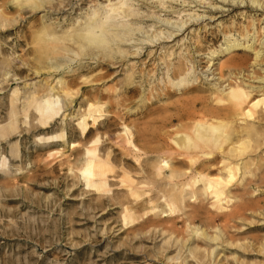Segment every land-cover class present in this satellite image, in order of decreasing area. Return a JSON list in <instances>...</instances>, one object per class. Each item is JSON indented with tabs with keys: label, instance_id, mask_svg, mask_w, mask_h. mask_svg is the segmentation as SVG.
Returning <instances> with one entry per match:
<instances>
[{
	"label": "rangeland",
	"instance_id": "374dc122",
	"mask_svg": "<svg viewBox=\"0 0 264 264\" xmlns=\"http://www.w3.org/2000/svg\"><path fill=\"white\" fill-rule=\"evenodd\" d=\"M198 1L172 0L174 4H170L169 0L165 6H173L172 10L152 0L134 2L138 4L139 14L132 17V24L141 28L130 33L132 40L153 35L163 28L158 20L177 22L181 15L187 20L189 12L201 15L199 21L189 24L184 32L198 29L191 32L196 45L185 43V58L194 63V67L202 68L201 71L195 70L198 77L196 89L181 92L180 88L176 90L170 86V90H161L162 94L153 88L140 98L137 88L136 94L131 91L128 76L121 68L122 60L105 56L103 50L88 44L72 31L77 14L49 12L42 16L44 11L40 6L25 10L18 0H0V121L6 120L8 95L13 89L21 91L29 82L37 87L44 81L53 84L54 77L62 78L65 89L74 97V114H85L91 104L100 107L97 116L93 113L95 121L92 117L80 124L79 120H67L64 139L53 138L60 130L59 120L44 129L31 122L24 126L21 121L18 134L10 136V141L18 140L19 143L20 152L16 159L11 156L7 141L0 138V264H196L200 252H194L192 257L186 255L184 258L183 254L179 259H173L175 246L162 244L163 237L152 227L144 225L136 233L131 228L120 232V198L116 187L106 185L103 188L112 192L100 195L98 192L103 188L86 186L91 179L82 174L86 167V158L82 154L93 139L99 138L102 144L98 149L102 155L110 147L106 141L115 138L123 125L129 127L141 148L149 152L155 147L149 138H166L163 137L166 132L180 125L175 114L179 107L185 106L187 98L197 96L201 103H211L204 76L210 78L213 69L224 74L247 69L264 71V48H260L264 42V7L255 10V5L250 7L248 1L247 6L243 3L241 7L221 4V0ZM259 1L264 4V0ZM83 7L86 8V3ZM182 10L184 12L179 14L178 11ZM83 11L85 13L88 9ZM50 34L56 40L47 39ZM233 39L238 43L250 40L246 47L229 48ZM252 43L262 54L257 62L253 60L256 50L248 49ZM65 47L75 50L76 54L69 56V64L52 71L50 60ZM181 47L183 51L184 46ZM120 48L129 52L134 49L125 41ZM150 49L144 48L145 53ZM212 51L215 55L210 54ZM94 55L97 60L92 62L90 58ZM142 58L141 53L135 60L140 63ZM151 61L139 65V70L149 74L147 79L150 76L160 79L164 70L156 65L157 60L155 64ZM210 62L213 64L209 71H204ZM125 89L131 92H125ZM124 97L127 100L121 102ZM200 107L198 103L195 108ZM104 113L110 116L106 117ZM161 121L165 122V127L160 126ZM84 124L86 129H83ZM59 148H63L60 153L57 152ZM113 151L116 166L121 156ZM262 154L264 145L245 158L247 162L253 160L256 163L248 166L250 176L245 182L251 185L246 187L244 195L247 208L226 224L225 237L217 242L213 264H264ZM68 156L69 164L66 161ZM213 167L209 175H215L216 165ZM69 168H72V174L68 172ZM237 184L233 183L231 193H241V184ZM199 221L195 219L196 223ZM177 229L181 236H189L183 226L178 225ZM189 245L208 249L212 246L202 237L191 239Z\"/></svg>",
	"mask_w": 264,
	"mask_h": 264
},
{
	"label": "bare ground",
	"instance_id": "6f19581e",
	"mask_svg": "<svg viewBox=\"0 0 264 264\" xmlns=\"http://www.w3.org/2000/svg\"><path fill=\"white\" fill-rule=\"evenodd\" d=\"M18 1L25 10L42 7L44 11L42 16L49 12L77 14L72 31L88 41V44L103 50L105 56L113 60H122L121 68L128 76L133 88L131 91L136 94L137 88L140 98L147 90L153 88L160 93L161 90L171 87L176 90L180 88L181 92H184V89L189 91L196 89L198 77L195 70L201 71L202 68L198 69L197 65L194 67V63L185 58V43L196 45L197 41L191 32L198 29L189 30L186 34L184 32L189 24L198 22L201 15L189 12L187 20H183L182 15L177 22H171L169 19L158 20L163 28L156 30L153 35L132 40L129 37L130 33L141 28L140 26L135 28L132 24L136 18L134 16L139 14V7H136L138 4L134 2L141 0ZM152 1L165 9H173L171 5L165 6L169 0ZM194 1L197 3V0ZM247 1L251 3L250 7L255 5V10L264 7L259 0H227V2L221 0L220 3L241 7L243 3L247 6ZM85 3L86 8L83 7ZM169 3L172 4V0ZM198 3L203 2L199 0ZM85 9L88 11L84 13ZM181 12L184 11H178L179 14ZM165 28L171 30L164 31ZM177 37L179 38L176 40ZM47 39L54 41L56 37L50 34ZM69 40L73 39L69 38ZM249 40L238 43V40L233 39L228 47H246ZM124 41L134 47L131 52L120 48ZM255 42H253L254 46ZM253 43L248 49L256 50L253 60L257 62L262 54ZM262 44L264 42L261 43L260 48H264ZM181 46H184L183 51ZM144 48L151 49L145 53ZM141 53L144 58L139 63V60L135 59L141 56ZM156 53L158 56L154 58L153 55ZM214 53L215 51H212L210 54L215 55ZM75 54V50L66 47L58 50L57 55L54 54V59L50 60V69L60 70V66L70 63L69 56ZM96 60L95 55L90 58L92 62ZM150 60L153 61L152 64L157 60L156 65L162 66L164 72L161 78L159 76L160 79L152 76L147 79L149 74L139 70V65H144ZM56 61L59 63H55ZM212 64L210 62L204 71H209ZM258 71L261 74L253 69L224 74L213 69L210 78L208 75L204 76L208 82V99L211 103L207 101L201 103L202 100L197 96L187 98L185 101L187 107H179L175 114L180 125L177 129L166 132L163 135L166 138H149L155 145V147L152 145L154 148L149 152L141 148L138 139L126 125L117 131L115 138L106 141L110 147L102 155L98 149L99 144H102L99 138L93 139L84 148L82 157L86 158V167L82 169V174L91 179L86 186L95 189L106 185L116 187L120 198L118 201L122 224L120 232L131 228V231L136 233L146 225L163 237L162 244L170 243L175 246L176 255L173 259L177 260L183 254L184 258L186 255L192 257L194 252L198 251L200 254L196 256V264L214 263L217 254L216 245L220 238L225 237L226 224L247 208L244 195L247 193L246 187L251 184L245 181L250 176L248 166L256 163L253 160L247 162L245 158L264 145V71L261 69ZM64 86L62 78L54 77L53 84L44 81L37 87L35 83L29 82L21 91L15 88L10 92L6 120L0 121V138L9 144L13 158L16 159L20 150L18 140L10 141V136L18 134L21 121L24 126L31 122L44 129L59 120L60 130L53 138L64 139L67 120H79L78 124L85 123L89 117L96 120L93 113L96 116L100 113L99 105L91 104L92 107L89 106V111L85 114H74L72 111L74 97ZM131 91L125 89V92ZM122 100L126 101L127 98H122L121 102ZM198 103L201 107L197 110L195 107ZM104 115L110 116L109 113ZM164 125L165 122L161 121L160 126L165 127ZM83 129H86L85 124ZM62 149L59 148L57 152L60 153ZM113 150L121 156L116 166L113 163ZM68 158L66 161L69 164L70 156ZM214 164L216 173L209 175L208 172L214 168ZM68 172L72 174V168H69ZM237 182L241 184V193H231L233 183ZM110 192L112 191L103 188L98 193L103 195ZM195 219L201 222L196 223ZM178 225L186 228L188 237L180 235ZM199 237L212 245L210 249L189 245L191 239Z\"/></svg>",
	"mask_w": 264,
	"mask_h": 264
}]
</instances>
